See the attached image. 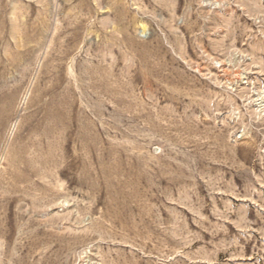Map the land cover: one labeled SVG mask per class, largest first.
Here are the masks:
<instances>
[{"label": "rangeland", "instance_id": "obj_1", "mask_svg": "<svg viewBox=\"0 0 264 264\" xmlns=\"http://www.w3.org/2000/svg\"><path fill=\"white\" fill-rule=\"evenodd\" d=\"M0 264H264V0H0Z\"/></svg>", "mask_w": 264, "mask_h": 264}]
</instances>
